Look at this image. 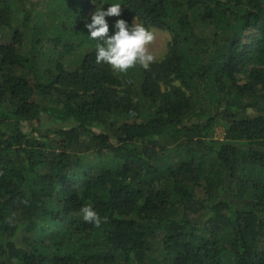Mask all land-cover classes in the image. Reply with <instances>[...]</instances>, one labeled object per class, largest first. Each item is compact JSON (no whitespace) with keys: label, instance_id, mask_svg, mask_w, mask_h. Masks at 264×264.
I'll return each mask as SVG.
<instances>
[{"label":"trees","instance_id":"trees-1","mask_svg":"<svg viewBox=\"0 0 264 264\" xmlns=\"http://www.w3.org/2000/svg\"><path fill=\"white\" fill-rule=\"evenodd\" d=\"M114 2L148 70L96 63ZM0 264H264V0H0Z\"/></svg>","mask_w":264,"mask_h":264},{"label":"clouds","instance_id":"clouds-1","mask_svg":"<svg viewBox=\"0 0 264 264\" xmlns=\"http://www.w3.org/2000/svg\"><path fill=\"white\" fill-rule=\"evenodd\" d=\"M121 11L119 2L110 3L106 10L98 7L90 22L85 24L88 38L96 42V63L107 64L113 71L121 74L137 66L148 70L156 60L149 49L155 34L143 24L134 22L129 25L124 19H117L113 33L109 35V23L106 18L120 17ZM80 213L85 223L97 228L107 219H102L91 205L82 206Z\"/></svg>","mask_w":264,"mask_h":264},{"label":"rangeland","instance_id":"rangeland-1","mask_svg":"<svg viewBox=\"0 0 264 264\" xmlns=\"http://www.w3.org/2000/svg\"><path fill=\"white\" fill-rule=\"evenodd\" d=\"M154 34H155V39L152 42L151 45H149L150 51L155 55L156 60L155 61H160L165 58L167 52H168V43L171 39V33L168 31L158 29L151 27L149 28ZM256 33H249V35L254 36ZM46 121L43 125L45 126L44 128L52 126V122L48 119L44 120ZM224 136V128L222 125H219L216 128V133H215V139L222 140Z\"/></svg>","mask_w":264,"mask_h":264}]
</instances>
